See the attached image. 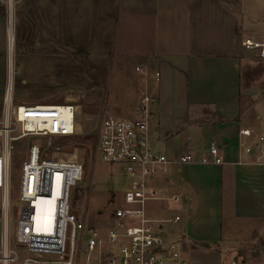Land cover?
Masks as SVG:
<instances>
[{
    "label": "crops",
    "instance_id": "1",
    "mask_svg": "<svg viewBox=\"0 0 264 264\" xmlns=\"http://www.w3.org/2000/svg\"><path fill=\"white\" fill-rule=\"evenodd\" d=\"M263 1L63 0L65 7L72 5L82 15L93 10L101 16L117 17L119 56L138 62L136 69L140 68L143 74L136 84L140 98L132 107L134 116L144 95L156 98L151 134L157 152L155 134L163 138L169 155L159 153L170 160L188 152L208 155L212 144L221 148L226 162L222 166L172 164L167 175L153 180L152 185L181 199L178 206H169L176 215L161 220L163 229L166 231L165 223L179 224L175 221L192 211L197 215L207 205L221 209L223 216L230 215L242 223L243 230L249 229V244L241 245L242 251L234 257L247 263L246 251L253 257L264 256V156L257 152L242 154L239 131L250 128L264 133V112L252 114L248 103L255 92L242 91L243 65L249 58L243 40L258 31L254 27L264 26V10L260 7ZM1 6L5 12L0 15V59L9 66L2 112L9 90L16 103L12 82L17 72L15 25L5 6ZM185 141L196 149L186 150ZM194 141L200 147L194 146ZM191 236L177 241L186 246L188 255L186 249L191 250L196 239L208 240L193 233ZM202 246L209 247L207 243ZM191 258L204 264L194 255ZM260 262L257 260L256 264Z\"/></svg>",
    "mask_w": 264,
    "mask_h": 264
},
{
    "label": "built area",
    "instance_id": "2",
    "mask_svg": "<svg viewBox=\"0 0 264 264\" xmlns=\"http://www.w3.org/2000/svg\"><path fill=\"white\" fill-rule=\"evenodd\" d=\"M21 2L1 0L10 17ZM243 47L253 58L264 61V32L247 35ZM156 77L159 81L160 73ZM155 102V96L146 94L135 118L108 115L100 123L97 155L108 165L120 166L128 179L123 204L104 213L107 234L103 236L99 229H87L85 220L78 221L70 207L72 190L85 176L82 155L73 147L55 143L75 136L77 107L70 103H23L15 109L12 95L9 91L6 93L0 119V190L4 217L0 264H81L84 240L89 254L99 253L98 264H198L162 234L163 221L149 216L148 203L162 200L166 194L152 182L167 175L172 164L222 166L226 162L216 144L211 145L208 155L188 152L174 160L157 152L151 134ZM239 136L242 154L257 152L264 156V133L245 128L239 131ZM24 138L32 141L22 167L20 205L15 208L13 225L9 167L13 143ZM167 196L166 201L174 205L181 203L180 196ZM104 240L114 247H106ZM21 250L28 255H21ZM46 255L56 256L59 261H44ZM89 260L86 264H90ZM215 264L248 263L232 257Z\"/></svg>",
    "mask_w": 264,
    "mask_h": 264
},
{
    "label": "rangeland",
    "instance_id": "3",
    "mask_svg": "<svg viewBox=\"0 0 264 264\" xmlns=\"http://www.w3.org/2000/svg\"><path fill=\"white\" fill-rule=\"evenodd\" d=\"M17 7L20 8H16L10 17L16 35L17 74L12 82L16 102L14 108L22 101L43 105L70 103L77 107L75 136L55 143L73 147L82 155L85 176L72 190L70 207L78 221L85 220L87 229H99L104 236L107 234L104 213L123 204L128 179L120 166L108 165L97 155L98 130L101 121L108 115L126 119L135 117L132 107L140 98L136 84L143 74L136 69L138 62L123 60L119 56L116 48L117 17L101 16L93 10L82 15L72 5L65 7L63 0H22ZM260 7L264 10V1ZM254 28L257 32H264L263 25ZM247 56L249 58L247 64L243 65L241 77L242 91L250 89L255 92L248 105L252 106L251 112L256 115L264 112V61L251 58L249 52ZM8 75V63L0 59V109ZM2 115L3 111H0V119ZM155 136L159 142L158 151L169 155L163 138L157 134ZM31 141L24 138L13 143L9 167L13 225L16 221L15 208L20 205L22 167L28 157ZM194 144L200 147V143ZM184 147L186 150L190 148L186 141ZM1 150L0 144V153ZM167 197L164 194L162 200L165 202L148 203V211L153 213L152 220L172 219L176 215L169 208L174 204L167 202ZM1 199L0 190V238L4 229ZM175 222L180 223H165L166 231L163 230L162 234L167 237L169 233L168 239L176 243L179 249L185 251L186 246L177 242L185 235L193 237V233L208 239H196L195 245L192 242L193 248L186 249L200 263L215 264L226 257L238 256L242 251L241 245L250 242L246 239L250 234L249 229L243 230L241 222L230 215L223 216V210L212 206L202 207L197 215L192 211L181 221ZM214 235V238H210ZM77 238L79 241L80 232ZM86 242L84 240L82 245L80 263L86 264L90 258V264H98L99 253L89 254ZM104 242L106 247H114L107 240ZM203 243L209 247H203ZM20 253L28 255L24 250ZM244 254L248 264H256L257 260L262 261L257 264H264V256L253 257L248 251ZM43 260L59 261V258L46 255Z\"/></svg>",
    "mask_w": 264,
    "mask_h": 264
},
{
    "label": "trees",
    "instance_id": "4",
    "mask_svg": "<svg viewBox=\"0 0 264 264\" xmlns=\"http://www.w3.org/2000/svg\"><path fill=\"white\" fill-rule=\"evenodd\" d=\"M1 5H2V4H1V0H0V15H3L4 12H5V9H4V7L1 6Z\"/></svg>",
    "mask_w": 264,
    "mask_h": 264
},
{
    "label": "bare ground",
    "instance_id": "5",
    "mask_svg": "<svg viewBox=\"0 0 264 264\" xmlns=\"http://www.w3.org/2000/svg\"><path fill=\"white\" fill-rule=\"evenodd\" d=\"M13 37V36H12ZM9 95H11V92H10V90H9Z\"/></svg>",
    "mask_w": 264,
    "mask_h": 264
},
{
    "label": "water",
    "instance_id": "6",
    "mask_svg": "<svg viewBox=\"0 0 264 264\" xmlns=\"http://www.w3.org/2000/svg\"><path fill=\"white\" fill-rule=\"evenodd\" d=\"M112 185V184H111Z\"/></svg>",
    "mask_w": 264,
    "mask_h": 264
}]
</instances>
